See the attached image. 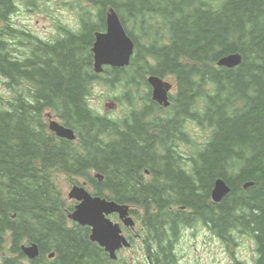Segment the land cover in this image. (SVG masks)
<instances>
[{
    "label": "trees",
    "instance_id": "trees-1",
    "mask_svg": "<svg viewBox=\"0 0 264 264\" xmlns=\"http://www.w3.org/2000/svg\"><path fill=\"white\" fill-rule=\"evenodd\" d=\"M52 1L0 0V77L12 95L0 93V264H143L112 261L89 227L68 218L75 202L55 171L71 186L83 179L93 195L143 207L156 264H168V192L205 223L214 212L223 240L254 238L256 258L238 264H264V0H84L76 27L59 23L58 37L46 40L14 21L21 7ZM110 8L135 51L129 67L96 74L91 50ZM237 53L240 66H218ZM151 76L175 80L169 108L152 100ZM96 85L122 117L93 110ZM45 115L77 140H54ZM184 157L192 162L170 160ZM218 179L230 193L214 203ZM33 244L40 255L30 260L22 247Z\"/></svg>",
    "mask_w": 264,
    "mask_h": 264
},
{
    "label": "water",
    "instance_id": "water-1",
    "mask_svg": "<svg viewBox=\"0 0 264 264\" xmlns=\"http://www.w3.org/2000/svg\"><path fill=\"white\" fill-rule=\"evenodd\" d=\"M94 56V71L96 74L104 72L105 67L126 68L131 64L135 51V43L127 34L120 16L114 8H110L106 14V30L95 35L92 47ZM243 57L239 53L222 57L218 61L219 67L233 69L242 64ZM148 83L152 87V98L161 107L168 108L171 104L169 93L172 84L162 78L151 76ZM50 130L60 138L75 141L76 135L73 129L67 128L57 121L50 122ZM101 178L100 176H98ZM251 184H246L245 188ZM230 192V187L223 179H218L212 191V199L220 203ZM69 198L76 200L74 211L69 214V219L80 226L91 229L90 239L99 244L110 259L116 261L118 252L122 248L131 247V243L122 234L119 223L111 220V216L117 214L123 225L134 227L135 222L130 217V206L121 205L99 196H93L84 186H74L69 193ZM25 256L34 260L40 255L39 247L35 244L22 247ZM54 254L50 255L53 258Z\"/></svg>",
    "mask_w": 264,
    "mask_h": 264
},
{
    "label": "rangeland",
    "instance_id": "rangeland-1",
    "mask_svg": "<svg viewBox=\"0 0 264 264\" xmlns=\"http://www.w3.org/2000/svg\"><path fill=\"white\" fill-rule=\"evenodd\" d=\"M81 5L86 7V1L53 0L50 4L36 9L21 7L22 9L14 21L18 27L24 28L25 31L34 34L38 38L45 40L55 39L58 37L60 24L71 28L76 27L77 19L80 18L79 13L82 11ZM167 81L176 84L173 79H168ZM104 89L105 87L101 88L96 85L94 97L90 102L91 107L104 115L122 117L123 112L118 104L119 102L114 99H105L103 97ZM120 89L119 94L123 91V88ZM0 93L4 94L6 98L12 96L10 93L5 94L4 81L1 77ZM53 120L58 121L57 118H53ZM198 134L201 136L202 132L198 130ZM53 173L56 174L55 180L58 187L63 190L64 195L68 198L69 194L67 193L71 192L69 177L59 171ZM80 181L82 183L85 182L83 179H80ZM200 227L203 228L202 226ZM256 248L254 238L247 235L235 236V239L229 244L214 241L205 236H202V238L189 237L182 242L178 264H237L240 261L250 262L256 258ZM120 257L129 262L140 260L148 264L145 252L138 242L131 250H123L120 253Z\"/></svg>",
    "mask_w": 264,
    "mask_h": 264
},
{
    "label": "flooded vegetation",
    "instance_id": "flooded-vegetation-1",
    "mask_svg": "<svg viewBox=\"0 0 264 264\" xmlns=\"http://www.w3.org/2000/svg\"><path fill=\"white\" fill-rule=\"evenodd\" d=\"M27 41L24 42V51L26 48ZM25 55V52H24ZM177 91V88L174 87V91ZM56 119L55 116H45V120L47 121V131L51 134L52 138L54 140H60L59 137L54 134L50 128L49 123L51 120ZM44 129V128H43ZM122 130H125L123 128ZM124 133V132H122ZM175 143H172L174 145ZM177 158L170 159L171 162L177 166V163H185V162H192L188 160L187 158ZM191 168V167H190ZM150 171L148 169H145L143 172V175L140 177L141 180L146 181L147 178L150 179ZM137 187L138 185L141 187L142 183L138 182L136 183ZM167 195H172L173 198L168 201L167 205V212H166V246L164 251V256L168 264H178L179 261V252H181V245L182 242L189 237L193 238H202V236L211 238L214 241L222 242L221 237L218 234L219 230H217V222L214 220L213 223H211V219L214 218V212L210 215H208V223H205L204 221V215L198 214L196 212L191 211L189 208L185 207L184 205L179 204V200L174 199V192H168ZM203 195V194H202ZM212 198V195H211ZM75 202V206L78 204L77 201ZM130 216L135 219L136 221V227L134 229L127 228L123 224L122 231L124 236L131 242V247L133 248L136 244V242L140 243L142 246L145 257L147 260L152 261V257L156 259L157 256V250L151 251L147 247V228L142 225L141 217L144 215L145 209L139 205L130 206ZM201 210L203 208L201 207ZM112 219H114L116 222L119 221L118 215L111 216ZM202 226L203 228H201ZM213 226V228L211 227ZM202 233V234H201ZM131 250V249H130ZM158 260V259H156Z\"/></svg>",
    "mask_w": 264,
    "mask_h": 264
},
{
    "label": "bare ground",
    "instance_id": "bare-ground-1",
    "mask_svg": "<svg viewBox=\"0 0 264 264\" xmlns=\"http://www.w3.org/2000/svg\"><path fill=\"white\" fill-rule=\"evenodd\" d=\"M170 112V111H169ZM149 170V169H148ZM214 203H216V202H214Z\"/></svg>",
    "mask_w": 264,
    "mask_h": 264
}]
</instances>
